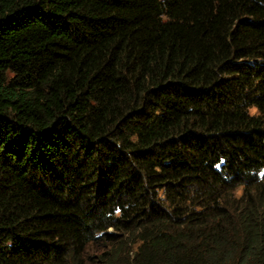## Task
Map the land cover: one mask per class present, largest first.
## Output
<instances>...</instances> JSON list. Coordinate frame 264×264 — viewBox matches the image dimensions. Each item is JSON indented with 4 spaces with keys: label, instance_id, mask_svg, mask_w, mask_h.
Masks as SVG:
<instances>
[{
    "label": "trees",
    "instance_id": "obj_1",
    "mask_svg": "<svg viewBox=\"0 0 264 264\" xmlns=\"http://www.w3.org/2000/svg\"><path fill=\"white\" fill-rule=\"evenodd\" d=\"M0 264H264V0H0Z\"/></svg>",
    "mask_w": 264,
    "mask_h": 264
}]
</instances>
